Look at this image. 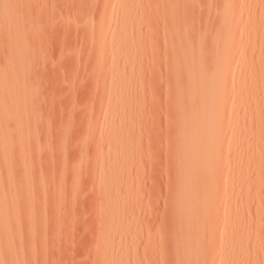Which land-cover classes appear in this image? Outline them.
I'll return each mask as SVG.
<instances>
[{"label": "rangeland", "instance_id": "1", "mask_svg": "<svg viewBox=\"0 0 264 264\" xmlns=\"http://www.w3.org/2000/svg\"><path fill=\"white\" fill-rule=\"evenodd\" d=\"M15 1L18 12L28 14L30 96L25 150L12 141L6 164H0L4 184L16 191L15 213L5 212L12 231L0 230V264H180L173 94L181 79L171 69L172 30L176 19L177 27L184 19L192 38L220 29L215 10L222 0H128L126 18L121 0ZM257 7L260 23L264 3ZM115 25L126 31L117 60L129 86L126 92V80L116 82L117 95H127L113 104L115 86L108 80L113 73L121 76L109 64ZM114 146L123 147L117 162L102 168L101 159ZM216 153L220 157V149ZM262 160H251V179L238 200L227 196L223 180L216 196H205L211 214L201 223L203 255L188 252L183 264H204L208 256L211 264H221L225 255L229 264H264ZM231 204L232 213L220 212Z\"/></svg>", "mask_w": 264, "mask_h": 264}, {"label": "bare ground", "instance_id": "2", "mask_svg": "<svg viewBox=\"0 0 264 264\" xmlns=\"http://www.w3.org/2000/svg\"><path fill=\"white\" fill-rule=\"evenodd\" d=\"M263 3L264 0H222L217 14L215 10V16L218 15L220 19V29L209 35L200 31L192 38L184 19L180 20L178 27L176 23L178 19L174 21L172 31L176 34V39L172 46L174 54L171 69L174 78L181 79L173 94L176 106L173 115L178 133L175 145L173 205L179 214L181 233L179 232L180 235L176 237L175 245L178 257L183 260L179 261L180 264L188 260V252L192 256L195 255V258L202 252L205 242L201 223L211 214L209 204L204 201L205 196H216L219 183L223 180L227 196L235 198L241 186L243 187L250 178L248 167L251 160L254 164L255 159L258 161L264 158V21L258 23L256 17L257 6ZM18 7L15 0H0L2 13L0 31L4 36L2 47L4 58L0 63V164H6L5 159H8L12 141L18 140L19 145L23 146L22 139L24 141L23 137L26 134L23 118L30 96L26 77L29 63V33L25 20L27 17L24 16L28 14L19 13ZM128 7L130 2L121 0L120 8L125 18L130 15ZM112 28L110 40L112 60L109 64L110 67L116 66L121 71V76L118 78L119 74L113 73L109 77L108 86H115L113 104H116L127 95V93L124 97L117 95L116 89L119 79L126 80L125 70L119 68L120 62L117 60L120 47L118 40L126 31L118 29L117 25ZM108 29H111L110 24L107 25L106 30ZM243 37H246L245 41ZM121 80L119 83H122ZM128 86L126 80L124 91H128ZM259 93L263 95L262 100L257 97ZM252 126L255 128L254 131L251 129ZM115 139L116 135H113L111 140ZM122 148L116 146L110 148L111 152L108 150L107 158L101 159L102 168L115 164L117 162L115 156ZM218 149L220 157L216 153ZM226 164L229 166L228 169L222 170ZM15 192L11 185L9 187L7 183L4 184L0 170V230L5 233L7 230L12 231L11 225L5 226L7 221L5 212L10 216L15 213L13 212L16 207ZM246 194L248 195L247 192ZM232 205L234 204L220 206V212L229 214ZM218 209L215 206L214 212L217 214ZM212 234L213 232L210 235ZM5 252L10 254L9 249ZM228 257V255L220 257V263L229 264ZM211 262L212 259L208 256L204 264Z\"/></svg>", "mask_w": 264, "mask_h": 264}]
</instances>
